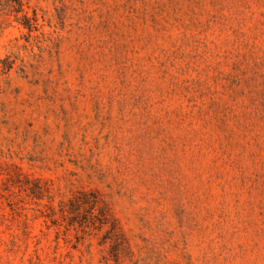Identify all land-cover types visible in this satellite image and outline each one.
Returning <instances> with one entry per match:
<instances>
[{"label":"rangeland","instance_id":"rangeland-1","mask_svg":"<svg viewBox=\"0 0 264 264\" xmlns=\"http://www.w3.org/2000/svg\"><path fill=\"white\" fill-rule=\"evenodd\" d=\"M0 264H264V0H0Z\"/></svg>","mask_w":264,"mask_h":264}]
</instances>
